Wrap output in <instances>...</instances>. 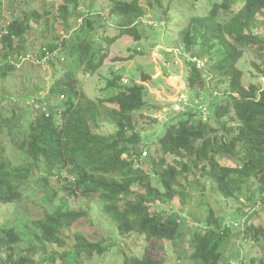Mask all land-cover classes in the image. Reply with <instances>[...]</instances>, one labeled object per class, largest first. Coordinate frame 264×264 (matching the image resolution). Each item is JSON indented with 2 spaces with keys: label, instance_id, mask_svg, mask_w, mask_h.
<instances>
[{
  "label": "trees",
  "instance_id": "obj_1",
  "mask_svg": "<svg viewBox=\"0 0 264 264\" xmlns=\"http://www.w3.org/2000/svg\"><path fill=\"white\" fill-rule=\"evenodd\" d=\"M197 1L189 2L191 11L185 15L188 21L178 22V45L184 48L179 55L186 54L185 81L189 88L209 87L217 80L225 83L221 102L213 111L219 128L209 124L207 106L200 105L198 111L190 98L186 104L179 102L176 112L180 119L167 125L158 139L160 157L150 154L147 158L143 150L148 143L135 130L134 122L135 114L146 105L145 87L134 82L123 85L121 74L115 73L107 85L117 92L91 99L74 75L64 72L49 90L54 104L42 101L47 111H34L33 118L25 123L22 114L20 125L12 123L7 128L15 140L13 145L26 158L25 163L20 165L0 157V206L16 203L26 193H41L42 209L36 208V215L25 226L33 231L41 252L48 253L50 246L53 251L48 261H37L31 256L37 244L32 243L26 255H14L13 245L22 239L20 232L11 226L0 227V264H56L57 256L63 262L65 256L72 255L75 261L82 255L107 251L106 239L95 235V224L86 211L71 208L67 194L95 198L120 234L143 236L156 242L159 250H164L162 245L168 243L170 252L175 253L178 243H183L188 235L189 248L182 255L176 252L175 264L186 257L197 264H220V247L230 234L224 217L211 207L199 222L201 228L192 227L184 215L175 211L174 198L180 197L184 204L189 191L203 190V186L198 187L201 179L212 181L213 193L225 200L239 201L245 189L243 209L248 210L247 219H251V210L264 209V85L259 81L245 84L243 71L237 67L243 51L251 45L264 51V40L255 31L258 17L264 12V0H209L203 9H198ZM71 2L76 10L78 0H65L51 25L76 27L68 41L83 34L76 37L77 43L69 51L77 55L80 63L84 62L86 71L93 73L102 66L107 52L101 46L98 50L94 47L90 37L93 20L87 14H81L77 26V16L67 9ZM109 13L117 17L119 34L139 39L137 24L146 16V10L138 0H111ZM163 13L167 21L170 9ZM46 14L49 15L44 11L43 15ZM43 15L23 7L10 21H1V77L11 72L14 64L22 63L20 57L26 56V52L16 41ZM113 40L107 36L101 39L106 44ZM54 48L55 45H49L48 49L53 53ZM189 55L205 59L206 63L198 67L187 58ZM217 94L212 93L211 99ZM204 96L199 93L194 104H199ZM42 102L39 104L43 105ZM230 113V122L220 121ZM6 120L3 117V123ZM105 123L114 125V132L100 133ZM194 170L199 175L188 181V174ZM182 176L187 180V189L180 182ZM53 179L56 180L51 184ZM243 232L245 238L264 241V226L259 223L251 222ZM122 253L123 264H168V259L152 255L147 248L141 254ZM247 262L264 264L255 263L253 258Z\"/></svg>",
  "mask_w": 264,
  "mask_h": 264
},
{
  "label": "rangeland",
  "instance_id": "obj_2",
  "mask_svg": "<svg viewBox=\"0 0 264 264\" xmlns=\"http://www.w3.org/2000/svg\"><path fill=\"white\" fill-rule=\"evenodd\" d=\"M64 1L0 0V25L1 21H10L19 14L23 7L33 8L42 15L44 11L49 13V15L46 14L47 16L43 15L37 23L33 24L30 31L20 41H16L26 52V54L23 53L26 56L20 57L22 63L15 66L12 58L11 62L15 68L5 77L0 75V157H8L13 163L20 165L25 163L26 158L13 145L15 140H12L7 128L12 123L19 124L22 114L23 123H25L33 118L34 111L40 113L38 110L42 111L40 102L47 101L48 104L53 105L54 97L49 96V90L55 80L61 77L64 72L72 73L84 93L91 99L108 97L117 92V89L107 85V81L115 73L121 74V84L123 85L134 82L145 87L146 105L135 114L134 122L135 130L140 131L143 141L148 143V148L143 150L147 153V158L150 154L160 157V151L157 153L158 139L164 134L167 125L180 119V115L176 112L178 108L176 102L178 101L184 104L190 98V103L198 111H201L198 109L200 105L207 106L209 124L219 128L217 124L219 121L214 119L213 111L221 102V95L226 89L225 83L217 80L219 83L212 81V86L209 87L189 88L185 81L187 66L184 58H186V54L184 57L179 55L180 49L184 51V48L178 45L180 40H178L179 34L176 32V28L179 24L188 21V17L185 15L191 11L190 0H138L146 10V16L137 24L138 40L129 34H119L117 17L109 13L111 0H78L76 10H73V2L68 4V11L77 16V20H75L77 26L80 25L82 13L87 14L93 20V30L90 33L93 45L96 50L101 46L107 52L102 66L93 73L86 71L84 62L80 63L77 55L69 51L70 46L77 43L76 37L81 35L76 34L71 41H68L73 36L76 27H61L57 24V27H54L51 25L52 18L57 16L60 5ZM208 1L198 0V9H203ZM166 9H170L171 13L167 21L163 18L165 15L163 12ZM180 20L181 23H178ZM257 21L258 27L255 31L264 40V12H261ZM72 24L74 26V23ZM102 36L114 40L109 44L102 43ZM65 44L68 45L64 47ZM49 45H55L53 53L48 49ZM41 52H46V54H41ZM191 56L189 55L187 58ZM263 57V48L258 46L251 45L243 51L237 67L243 71L245 84L249 85L259 81L261 85H264ZM256 65L260 67V70ZM214 92L218 94L211 99L210 95ZM199 93H204L205 96L199 104H194ZM210 100L216 104H210ZM16 115L17 117L20 115V117L15 118ZM231 116L233 113L220 121L230 122ZM3 117L7 119L5 123L2 121ZM114 130V125L105 123L99 132L112 133ZM22 131L20 130L19 133L22 134ZM126 156L129 159L128 155L124 157ZM188 175V181H191L196 175H199V172L194 170ZM54 180L56 179H53L51 184ZM200 181L198 187L203 186V190L189 191L184 204L180 197H175L173 200L175 211L184 215L185 221L191 222L192 227H203L199 222L206 216L208 207L213 208L216 214L224 217V226L228 221H239L246 216L245 213L248 210L243 209L246 200L245 189L242 190L239 201L225 200L218 193H213L210 183L212 181L206 182L202 179ZM180 182L182 185H186L187 189L188 183L183 176L180 178ZM213 185L215 186L214 183ZM41 195V193H26L18 202L0 206V227L11 226L19 231L22 237L18 243L13 245L14 255H26V249L32 243L37 244L32 235L33 231L27 230L25 224H29L30 219L36 215L34 212L36 208L42 209ZM67 201L72 209L87 212L89 219L95 224V227L92 228L93 232L98 235L97 237L106 239L105 244L108 248L101 255L97 253L90 256L82 255L75 261L72 255L65 256L63 262L57 256L56 264H123V251L125 255H135L143 253L146 248L152 255L168 259V264H175L176 252L182 255L189 248L188 235L183 243H178L180 246L176 247V252L172 254L168 243L162 245L165 246L164 250H159L155 247L156 242L146 240L143 236L133 233L120 234L112 222V218L103 213L95 198L75 197L67 194ZM248 216L254 224L259 223L264 226V209L258 212L251 210ZM181 225L184 226L185 222H182ZM74 227L77 228L76 225ZM230 229V234L220 247V264H234L241 257L248 261L253 258L255 263L264 262L263 240L252 241L250 237L245 238L243 231L232 226ZM158 243L160 244V242ZM48 248V253L41 252V247L37 244L36 249L31 252V256L37 261L40 259L48 261L53 247ZM164 253L166 254L164 255ZM176 264L197 263L186 257L178 260Z\"/></svg>",
  "mask_w": 264,
  "mask_h": 264
},
{
  "label": "built area",
  "instance_id": "obj_3",
  "mask_svg": "<svg viewBox=\"0 0 264 264\" xmlns=\"http://www.w3.org/2000/svg\"><path fill=\"white\" fill-rule=\"evenodd\" d=\"M189 58H190V61L196 63V65L198 67H203L204 64L206 63L205 59H199V58H196V57H189ZM179 102L180 101H178L177 103H179ZM186 103L187 102H185L184 104H186ZM177 109H179V106H178ZM42 111H47L46 103L45 104L43 103ZM143 155H145V153H143ZM251 222H252L251 219H247L246 217H244L243 219H241L239 221H230V222L228 221L227 226H229V227L232 226V227H234V228H236V229H238L240 231H244L251 224ZM234 264H248V262H247V260L244 257H241Z\"/></svg>",
  "mask_w": 264,
  "mask_h": 264
}]
</instances>
